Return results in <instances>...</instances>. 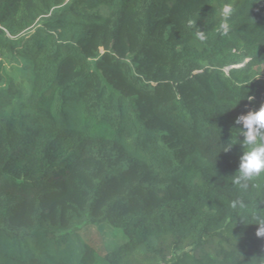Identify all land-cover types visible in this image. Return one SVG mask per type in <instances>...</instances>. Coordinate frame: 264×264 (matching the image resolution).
<instances>
[{"label":"trees","instance_id":"1","mask_svg":"<svg viewBox=\"0 0 264 264\" xmlns=\"http://www.w3.org/2000/svg\"><path fill=\"white\" fill-rule=\"evenodd\" d=\"M263 63L264 0H0V264H264Z\"/></svg>","mask_w":264,"mask_h":264},{"label":"clouds","instance_id":"2","mask_svg":"<svg viewBox=\"0 0 264 264\" xmlns=\"http://www.w3.org/2000/svg\"><path fill=\"white\" fill-rule=\"evenodd\" d=\"M233 12L234 9L231 4H225L222 7L221 18L216 27V31L220 36L227 37L229 35L231 30L229 21ZM186 25L190 29H197L195 31L197 40L203 42L207 39L205 31L197 27L196 19L189 17L186 20ZM246 98L249 102H252L255 96L248 95ZM235 125L239 126L236 127L239 129V133L223 152L229 151L234 144L239 143L241 145L242 153L239 157V166L232 183L241 189H247L249 184L256 178L264 176V103L256 110L249 109L246 114L238 115L235 119ZM244 206L241 202V207Z\"/></svg>","mask_w":264,"mask_h":264},{"label":"rangeland","instance_id":"3","mask_svg":"<svg viewBox=\"0 0 264 264\" xmlns=\"http://www.w3.org/2000/svg\"><path fill=\"white\" fill-rule=\"evenodd\" d=\"M261 70H262V72L264 73V63H263L262 66H261Z\"/></svg>","mask_w":264,"mask_h":264}]
</instances>
